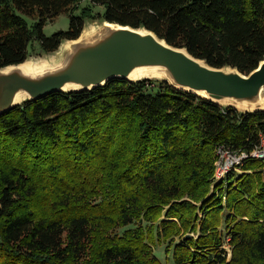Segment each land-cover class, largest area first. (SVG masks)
<instances>
[{
  "label": "trees",
  "instance_id": "1",
  "mask_svg": "<svg viewBox=\"0 0 264 264\" xmlns=\"http://www.w3.org/2000/svg\"><path fill=\"white\" fill-rule=\"evenodd\" d=\"M62 14L68 30L46 36ZM97 20L149 30L216 69L249 75L264 61V0H0V69L34 44L56 53ZM263 131V112L166 81L24 102L0 117V264H163L157 242L171 264H264V164L211 189L217 149L251 152Z\"/></svg>",
  "mask_w": 264,
  "mask_h": 264
},
{
  "label": "water",
  "instance_id": "2",
  "mask_svg": "<svg viewBox=\"0 0 264 264\" xmlns=\"http://www.w3.org/2000/svg\"><path fill=\"white\" fill-rule=\"evenodd\" d=\"M69 42L60 61L52 65L0 69V117L21 106L23 98L37 101L55 93L92 91L114 80L135 83L131 80L143 72H163L173 88L214 104L264 112V61L249 75L216 69L149 30L108 22Z\"/></svg>",
  "mask_w": 264,
  "mask_h": 264
},
{
  "label": "rangeland",
  "instance_id": "3",
  "mask_svg": "<svg viewBox=\"0 0 264 264\" xmlns=\"http://www.w3.org/2000/svg\"><path fill=\"white\" fill-rule=\"evenodd\" d=\"M81 7H88L89 3L86 1H83L80 5ZM94 14L99 13V12H103V9L100 7H94ZM80 11H77L76 14H78ZM69 23H70V19H69V15L67 14H62L61 16H59L56 20H54L53 22L48 23L45 26L44 29V33L46 36L50 37L53 34L59 32V31H67L69 28ZM103 22H101L100 20H97L95 22H86V26L84 31H91V30H98L99 28H101L103 26ZM83 31V33H84ZM30 57L28 58L27 61L30 62H35L37 64H42V63H47V64H54L60 61L61 58H59L58 56V50L56 53L53 54H43L39 48V46L37 44H34L31 49H30ZM63 55V54H62ZM62 57V56H61ZM150 81V82H157V81H163V79L160 78H147V79H143L141 81ZM140 82V81H139ZM26 102L23 101L22 104ZM223 107H228L227 105H223ZM238 112L241 113H249L245 110H240V109H236ZM215 172V171H214ZM214 180H215V176H214ZM218 182H214L212 184V192L216 189L215 184H217ZM164 219V218H163ZM145 226V225H144ZM130 228H136L135 226H132ZM223 231H224V238L226 239V241H229L230 236L228 235V232L226 230V225H224L222 227ZM122 230L119 231V234H122ZM179 240L177 239L176 242H178ZM167 247H168V243H158L155 245L153 251H154V256H156L163 264H171L167 259V255H166V251H167ZM223 249L226 250L227 254H228V259H231L232 257V252H231V247L229 245H226Z\"/></svg>",
  "mask_w": 264,
  "mask_h": 264
},
{
  "label": "built area",
  "instance_id": "4",
  "mask_svg": "<svg viewBox=\"0 0 264 264\" xmlns=\"http://www.w3.org/2000/svg\"><path fill=\"white\" fill-rule=\"evenodd\" d=\"M216 155L214 173L216 182L225 180L231 173H241V168L249 160L260 161L264 164V131L260 133L259 144L253 151H230L220 147Z\"/></svg>",
  "mask_w": 264,
  "mask_h": 264
},
{
  "label": "bare ground",
  "instance_id": "5",
  "mask_svg": "<svg viewBox=\"0 0 264 264\" xmlns=\"http://www.w3.org/2000/svg\"><path fill=\"white\" fill-rule=\"evenodd\" d=\"M93 32H95L94 30H91V31H84L83 35H89V34H92ZM70 46V42H65L62 44V46L60 47V51H58V56L59 58H61L62 54L65 52V50H67ZM50 64H47V63H42V64H37L35 62H30V61H26L23 66L26 67L27 69H39V68H42V67H45V66H49ZM147 78H160V79H163V81H168V78L167 76L163 73V72H143V73H140L139 75H137L134 79H132L131 81L132 82H138V81H141L143 79H147ZM25 99H21L20 102H23ZM237 109H240V110H245V111H254L253 109H247V108H244V107H237ZM263 110H264V107H263Z\"/></svg>",
  "mask_w": 264,
  "mask_h": 264
}]
</instances>
